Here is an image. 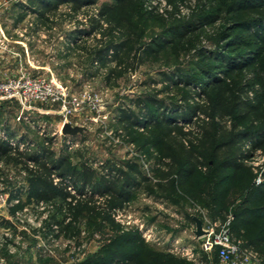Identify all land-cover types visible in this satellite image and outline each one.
<instances>
[{
  "label": "trees",
  "instance_id": "trees-1",
  "mask_svg": "<svg viewBox=\"0 0 264 264\" xmlns=\"http://www.w3.org/2000/svg\"><path fill=\"white\" fill-rule=\"evenodd\" d=\"M99 1L26 0L18 6L49 27L51 15L61 16L59 6L67 5L62 15L68 14L77 25L67 32L66 41L82 53L85 71L106 70L103 81L109 86L116 85L134 63L157 56L216 17L200 11L191 20L172 24L167 30L170 37L139 44L134 18L151 11L146 8L149 0ZM91 7V13L84 11ZM261 8L264 0H229L223 6L228 14ZM176 10L174 6L168 14ZM79 14L82 20H77ZM235 25L251 35L250 48L236 54L202 51V58L217 62L199 66L198 76L178 69L160 72L164 86L135 98V110L121 108L118 120L141 129L136 136L141 146L158 151L154 172L159 190L183 192L211 208L215 216L227 211L228 196L236 190L238 202L231 212L230 228L235 232L243 226L251 228L244 245L260 249L264 245V182L255 180V168L248 161L256 152L264 153V14L237 20ZM229 35L226 47L242 43L238 35ZM174 87L181 89L177 98L157 96ZM10 142L11 137H0V162L19 165L25 178L18 185L7 181V200L19 199L18 208L50 204L41 220L42 234L68 235L81 219L95 226L98 218L96 227L113 231L101 252L83 264H179L174 254L153 249L138 230H122L114 219L135 190L151 182L136 162L107 160L97 169L78 149L74 153L82 160L73 163L68 154H58L49 146L19 150Z\"/></svg>",
  "mask_w": 264,
  "mask_h": 264
},
{
  "label": "rangeland",
  "instance_id": "rangeland-1",
  "mask_svg": "<svg viewBox=\"0 0 264 264\" xmlns=\"http://www.w3.org/2000/svg\"><path fill=\"white\" fill-rule=\"evenodd\" d=\"M225 1L229 0H172L170 4L166 0L165 7L161 2L158 7L163 8L162 12L156 9L139 14L134 18L139 44L149 43L151 39L162 35L170 37L167 30L172 24L191 20L200 11H204L203 14L215 13L216 17L199 27L193 35L160 50L157 56L147 57L140 64L134 63L135 67L119 78L116 85L109 86L103 81L106 70L85 71L82 53L66 41L67 32L77 25L68 14L62 15V12L68 11L67 5H60L58 13L61 16L51 15L49 27H43L36 20L35 14L27 11L24 13L19 8L18 5L25 4L26 0H0V53L17 51L15 56L19 55L20 48H25L18 42L22 39L28 47L29 60L36 66H42L35 69L29 62H26V66L19 64L10 76H17L22 70L29 69L31 74L56 80L66 87L69 94L85 98L83 107L65 120L71 126L85 128L75 135L62 134L65 118L58 104L37 103L34 109L21 113L16 100L2 101L0 137H11L21 147L19 150L49 146L58 154H68L73 163L81 159L74 153L78 149L82 158L97 169L107 160L136 162L151 182L135 190L132 198L115 213L114 219L117 218L122 230H138L153 249L174 254L180 259L179 264H219L214 251L204 252L201 249L200 237L194 232L195 219L201 221L202 227L214 221L223 223L227 218H230L231 224V212L238 202V192L231 191L227 211L221 216H215L211 214V208L199 200L190 199L183 192L169 194L159 190L155 186L158 178L154 172L158 151L142 147L139 137H136L142 132L141 129L119 122L118 115L121 108L135 110L132 104L135 98L154 94L164 86L160 72L178 69L197 75L199 66L217 62L202 58V51L206 55L218 51L236 54L250 48L248 42L252 41L251 35L245 30L236 29L235 21L261 16L264 8L228 14L223 9ZM168 4L171 8L176 6L177 9L180 7L185 10L188 7L192 11L178 18L175 13H165V8L169 10ZM93 9L85 8L84 11L91 13ZM22 13L24 17L19 19ZM82 17L79 14L77 20H82ZM227 35L228 38L238 35L242 43L226 47ZM180 92L181 89L174 87L157 96L170 100L177 98ZM248 163L255 168V180L258 183L264 182V153L256 152ZM24 178L25 172L19 165L0 162V264H83L97 256L112 237L113 231L108 226L96 227L101 221L98 218L95 226L81 219L68 235L52 237L42 234L41 220L47 216L51 206L41 208L39 205L28 204L18 208L19 202L7 200V181L18 185L24 182ZM250 229L243 226L239 232H235L230 228L233 239L242 243H245V233ZM251 248L254 257L250 264H264V245L260 249Z\"/></svg>",
  "mask_w": 264,
  "mask_h": 264
},
{
  "label": "built area",
  "instance_id": "built-area-1",
  "mask_svg": "<svg viewBox=\"0 0 264 264\" xmlns=\"http://www.w3.org/2000/svg\"><path fill=\"white\" fill-rule=\"evenodd\" d=\"M166 0H149L146 3L148 10L159 9L161 3L165 7ZM161 2V3H160ZM193 6V5H191ZM165 13L171 11V6L168 4ZM192 11L191 8L180 7L174 12L175 16L181 18ZM14 99L16 100L23 111L34 109L37 103H52L58 104L65 123L66 117L78 112L85 102V98L80 95L69 94L66 87L62 86L54 79H47L39 74H31L27 69L22 70L17 76H7L0 80V102ZM23 115V114H21ZM20 115V116H21ZM62 123V124H63ZM12 146H17L11 140ZM18 149L21 147L17 146ZM14 203L19 202V199H13ZM39 206L44 207L51 205L40 202ZM36 205V206H38ZM116 212H119L117 210ZM115 212V213H116ZM116 216V214L114 215ZM117 220V218H116ZM204 233L200 236V246L204 252L216 253L219 264H250L254 257L251 247L244 245L240 241H235L230 230V218H227L223 223L209 222L207 226L202 227Z\"/></svg>",
  "mask_w": 264,
  "mask_h": 264
},
{
  "label": "crops",
  "instance_id": "crops-1",
  "mask_svg": "<svg viewBox=\"0 0 264 264\" xmlns=\"http://www.w3.org/2000/svg\"><path fill=\"white\" fill-rule=\"evenodd\" d=\"M18 24H20V23H18ZM29 25H31V24L29 23ZM15 27H16V24H15ZM15 40L17 41V39H15ZM19 40H21V41H18V42H21V44L24 45V47H25L24 49L23 48H20V51H18L20 53L19 55L15 56L17 54L16 53L17 51L16 52H14V51H9V52L8 51H4L3 54L0 53V79H4L5 77L12 75V73L17 70L16 68H18V65L19 64L20 65L23 64V65L26 66V62L32 63L29 60V50H28V47L25 45V43L22 42V39H19ZM10 52H14V53L13 54L11 53L12 55H10L9 54ZM31 66L32 67H35V69L37 67H39V68L42 67V66H39V65L36 66V64L34 62L31 64ZM33 72L35 73L36 70H34Z\"/></svg>",
  "mask_w": 264,
  "mask_h": 264
},
{
  "label": "water",
  "instance_id": "water-1",
  "mask_svg": "<svg viewBox=\"0 0 264 264\" xmlns=\"http://www.w3.org/2000/svg\"><path fill=\"white\" fill-rule=\"evenodd\" d=\"M85 128L82 126H71L68 122L63 123L62 125V134H69V135H75L81 131H83ZM196 221V229H195V234L197 237H200L204 231L202 229V224L199 219H195Z\"/></svg>",
  "mask_w": 264,
  "mask_h": 264
}]
</instances>
